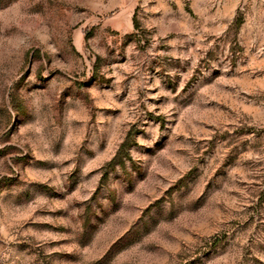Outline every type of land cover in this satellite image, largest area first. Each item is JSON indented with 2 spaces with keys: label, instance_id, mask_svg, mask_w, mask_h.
Segmentation results:
<instances>
[{
  "label": "rangeland",
  "instance_id": "1",
  "mask_svg": "<svg viewBox=\"0 0 264 264\" xmlns=\"http://www.w3.org/2000/svg\"><path fill=\"white\" fill-rule=\"evenodd\" d=\"M0 264H264V0H0Z\"/></svg>",
  "mask_w": 264,
  "mask_h": 264
}]
</instances>
